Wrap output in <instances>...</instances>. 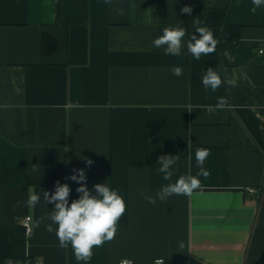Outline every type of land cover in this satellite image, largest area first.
<instances>
[{"label":"crops","instance_id":"0c3cea01","mask_svg":"<svg viewBox=\"0 0 264 264\" xmlns=\"http://www.w3.org/2000/svg\"><path fill=\"white\" fill-rule=\"evenodd\" d=\"M253 7L252 0H0V264L27 257L264 264V6ZM176 26L186 30L179 56L152 46ZM235 26L237 40L229 36ZM197 27L219 41L199 60L187 50L191 34L200 38ZM44 33L56 42L46 54ZM208 67L221 76L216 91L202 84ZM217 97L226 98L225 110ZM197 148L210 150L201 187L148 203L145 196L180 176H196ZM169 154L179 158L164 180L157 161ZM73 169L85 171L90 191L107 183L125 202L115 237L88 261L59 246L45 228L51 221L33 227L53 210L42 191L52 194L56 181L69 185V204L79 198L80 185L66 179ZM30 188L41 195L34 207L26 204Z\"/></svg>","mask_w":264,"mask_h":264},{"label":"clouds","instance_id":"9594fccd","mask_svg":"<svg viewBox=\"0 0 264 264\" xmlns=\"http://www.w3.org/2000/svg\"><path fill=\"white\" fill-rule=\"evenodd\" d=\"M111 0H106L110 3ZM254 5L252 11L264 6V0H252ZM135 7V5H130ZM184 14H191L192 8L185 6L181 9ZM118 15H124V9L120 8ZM151 17H146L145 22L150 23ZM199 24V21L197 22ZM196 32L200 34V38L191 34L187 41V50L192 56L199 60L201 55H208L217 50L219 41L214 39L213 32L208 27H197ZM163 35L155 38L152 41V46L155 48H164L165 55L179 56L183 47L182 40L186 36V30L183 27H166L163 29ZM194 41V42H193ZM173 75L180 77L183 75V69L173 67L171 69ZM246 72L241 70L240 76L246 77ZM230 86H235L237 80L235 78L227 81ZM204 88L216 91L222 84L221 76L212 67H208L202 78ZM228 107V102L224 97H217L216 108L225 110ZM210 155V150L207 148H197L195 157L199 171L196 176H180L175 183H170L156 193L155 197L145 196L144 198L150 204H155L156 200L165 201L172 195H191L194 190L201 187V181L197 178L203 176L207 179L210 176V171L204 169L203 164L206 158ZM179 157H173L171 154L158 158V163L161 165L158 171L163 174L164 180H170L174 175L171 170L172 165L176 163ZM88 166L93 164L90 159L86 160ZM32 171H38L36 165H31ZM66 179L75 181L80 186L76 188L79 198L73 200L69 204V196L71 189L68 184H61L60 181L55 183V191L50 194L48 191H42L43 200L48 203H53L54 208L49 213L36 219L33 222V227H39L45 220L51 221L45 225L46 231L49 233L55 232L59 246L66 248L71 245L77 261H88L92 255V249L104 244L105 241H111L116 234V224L119 218L125 212V202L123 198L117 194V191L110 190L106 184H96L93 190H89L86 185V173L83 169H73V174ZM93 191L96 195H93ZM41 195L29 189V198L26 201L27 206L34 207L40 202ZM20 202H17L19 206ZM53 225L57 227L54 228ZM183 248V243L180 244ZM156 264H164L162 259L157 260Z\"/></svg>","mask_w":264,"mask_h":264},{"label":"built area","instance_id":"2783aa9c","mask_svg":"<svg viewBox=\"0 0 264 264\" xmlns=\"http://www.w3.org/2000/svg\"><path fill=\"white\" fill-rule=\"evenodd\" d=\"M250 192H256V189H253V188H250L249 189ZM31 217L27 216L25 217V219L23 220V226L25 228V231L30 234L31 231H32V226H31ZM157 260H160V259H157ZM2 264H42L41 261L39 260H35V259H32L30 257H27L26 259L24 260H21V261H16V260H13V259H6L2 262ZM121 264H129V261H122Z\"/></svg>","mask_w":264,"mask_h":264},{"label":"trees","instance_id":"16d2710c","mask_svg":"<svg viewBox=\"0 0 264 264\" xmlns=\"http://www.w3.org/2000/svg\"><path fill=\"white\" fill-rule=\"evenodd\" d=\"M229 36L233 40H237L239 36V27L238 26L231 27ZM55 45H56L55 39L52 36L44 33L42 37V43H41V50L43 54L53 51L55 49Z\"/></svg>","mask_w":264,"mask_h":264}]
</instances>
